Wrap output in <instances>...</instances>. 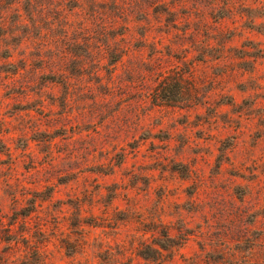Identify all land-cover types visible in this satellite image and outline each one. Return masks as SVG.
<instances>
[{
	"label": "rangeland",
	"instance_id": "obj_1",
	"mask_svg": "<svg viewBox=\"0 0 264 264\" xmlns=\"http://www.w3.org/2000/svg\"><path fill=\"white\" fill-rule=\"evenodd\" d=\"M0 264H264V0H0Z\"/></svg>",
	"mask_w": 264,
	"mask_h": 264
},
{
	"label": "trees",
	"instance_id": "obj_2",
	"mask_svg": "<svg viewBox=\"0 0 264 264\" xmlns=\"http://www.w3.org/2000/svg\"><path fill=\"white\" fill-rule=\"evenodd\" d=\"M164 235L168 239H173V237L167 231H164ZM158 245H160V246L151 248L152 254H149V252H147L146 250H142L141 255L145 258H150V257H152L153 259L158 258L162 252L161 248L166 249V247H167V246L162 245V244H158Z\"/></svg>",
	"mask_w": 264,
	"mask_h": 264
}]
</instances>
